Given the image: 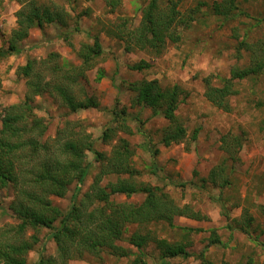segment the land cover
Masks as SVG:
<instances>
[{
    "label": "rangeland",
    "instance_id": "374dc122",
    "mask_svg": "<svg viewBox=\"0 0 264 264\" xmlns=\"http://www.w3.org/2000/svg\"><path fill=\"white\" fill-rule=\"evenodd\" d=\"M39 1L55 2L60 8H65L66 18L70 19L68 28L79 27V32H72L70 36L73 49H77L81 42L91 43L87 33L98 35L102 44V54L96 66L81 82L83 91L96 97L100 108L80 111L66 118L50 98H36L34 112L47 124L46 136L53 137L65 120H78L95 148L108 152L110 146L102 144L100 136L111 120L107 110L113 108L118 100L116 108H125L128 124L134 131L129 137L119 133L120 137L128 139L134 150L132 164L138 171L134 181L162 188L176 205L187 206L200 216V220L175 217L171 226L166 222L151 224L148 229L152 234L168 243L189 242L187 250L198 254L214 232L220 244L207 246L204 254L211 262L238 264L250 258L254 264H264V73L253 79H233L237 92L228 99L229 111L217 108L204 96L205 79H209L212 87H220L224 79L231 78L233 67L248 65V52L241 50L238 58V42L245 39L249 45L264 47V0H237L238 8L243 12L230 21L214 14L215 0H179L180 13L187 16L195 12V18L182 30L179 42H168L164 52L158 56L148 50H125L117 39L108 35L111 24L124 19L131 28L138 26L147 0H122L113 13H109L102 0ZM19 8L16 0H0V49L7 46ZM60 31L57 24L32 29L18 44L22 50L20 54L0 57V112L4 107L23 100L24 80L15 71L28 59H42L48 53L56 52L59 61L79 63L72 48L59 36ZM141 60L150 65L148 69L137 72L128 68ZM98 68L104 71L99 82L95 81ZM143 79L157 80L165 89L177 85L185 91L186 98L178 104L175 114L186 128L187 137L198 128L197 138L189 142L188 148L185 144L164 147L158 143V129L164 125V119L151 117L147 108L133 106V95L127 91V85ZM137 126H141L144 132L137 133ZM223 135L239 138L235 160L230 156L233 153L223 151ZM92 160L91 154L87 153L86 162ZM219 168H223L224 175L228 176L229 185L219 187L209 181L210 171ZM95 172L96 169L92 168L80 195L90 185ZM73 188L74 185L65 197L52 199L63 212L68 209ZM12 197L11 189L0 191V228L15 223L8 209ZM142 199L141 193L129 198L124 195L114 197L116 202L138 203ZM244 214H248L245 217H251L252 222L250 227L241 231ZM186 228L192 229L191 232L187 233ZM134 230L133 225H127L123 238L128 239ZM45 234L46 230H43L41 238ZM126 239L118 244L129 251L128 256H110L105 252L96 258L85 254L67 264H132L136 257H141L144 264L157 261L158 251L153 243L140 256ZM38 255L39 245H36L26 254V263L33 264ZM43 255H55L53 241H47ZM197 262L194 257L167 260V264Z\"/></svg>",
    "mask_w": 264,
    "mask_h": 264
},
{
    "label": "trees",
    "instance_id": "16d2710c",
    "mask_svg": "<svg viewBox=\"0 0 264 264\" xmlns=\"http://www.w3.org/2000/svg\"><path fill=\"white\" fill-rule=\"evenodd\" d=\"M16 1L20 5L15 13L16 25L7 46L0 49V57L20 54L22 50L18 44L30 30L57 24L61 29L59 36L72 48L79 63L74 65L67 60L59 61L58 54L50 52L42 59H28L15 71L24 80L23 100L4 107L0 112V191L11 189L13 197L8 209L15 220L14 224L0 228V264H27L26 254L36 245H39V255L33 264H67L85 254L100 258L105 252L110 256L125 257L130 253L118 243L126 239L122 236L123 231L130 224L135 230L126 239L127 242L140 256L153 243L158 251L154 264H167L168 259L176 257H194L198 261L196 264H215L204 255L207 246L220 244L214 232L203 250L191 254L187 250L191 243H168L148 229L151 224L161 222L171 226L175 217L200 220V216L187 206L176 205L162 188L134 181L138 175L132 164L134 150L126 137L119 136V133L132 136L134 131L128 124L125 108H116L118 100L113 108L107 110L111 120L100 136L101 143L110 146L108 152L95 148L90 135L78 120H65L53 137L46 136L47 124L34 112L36 98H50L66 118L80 111L100 108L98 99L87 95L81 82L85 81L86 73L96 66L102 54V44L98 35L87 33L91 43L81 42L77 49H73L70 36L72 32H79V27L68 28L70 19L66 18L68 13L65 8H60L55 2ZM102 1L109 13H113L122 2ZM179 2L147 0L138 26L131 28L124 19L111 24L108 35L117 39L125 50H148L158 56L164 52L168 42H179L182 30L195 18V12L183 16L178 9ZM212 9L224 21L238 18L243 12L238 8L237 0H215ZM241 50L249 53L247 66L233 67L231 78L224 79L220 87H212L209 79L204 81L205 98L225 111H229V97L237 92L233 79H253L264 73V47L249 45L243 39L236 47L238 58ZM149 66L141 60L128 68L141 72ZM103 76V69H96L95 81L99 82ZM127 91L133 95V106L147 108L151 117L164 119V125L158 129V143L164 147L185 144L188 148L189 142L196 140L198 128L187 137L186 128L175 114L178 104L186 98L185 91L179 86L165 89L157 80L143 79L129 83ZM136 132L144 131L137 126ZM221 141L223 151L233 153L230 156L235 160L239 138L223 135ZM155 151L153 154H156ZM87 153L93 158L88 163ZM92 168L96 172L90 185L80 195ZM223 172V168L210 171L209 181L219 187L229 185V178ZM72 185L70 203L67 211L63 212L53 204L52 199L65 197ZM137 193L143 194L142 201L138 203L114 201L115 196L129 198ZM247 215H243L244 224L240 229L237 227L241 231L250 227L252 222L251 217H245ZM43 230L46 234L41 238ZM191 230L186 228L187 233ZM49 240L55 245L54 256L43 255ZM144 263L141 257L132 261V264ZM238 264L254 263L248 258Z\"/></svg>",
    "mask_w": 264,
    "mask_h": 264
}]
</instances>
